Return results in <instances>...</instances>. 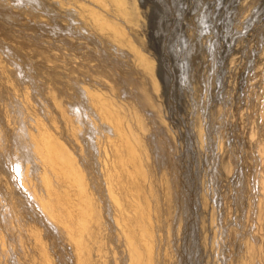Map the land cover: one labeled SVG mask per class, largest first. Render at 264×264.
Masks as SVG:
<instances>
[{"label":"bare ground","instance_id":"obj_1","mask_svg":"<svg viewBox=\"0 0 264 264\" xmlns=\"http://www.w3.org/2000/svg\"><path fill=\"white\" fill-rule=\"evenodd\" d=\"M15 1L0 0V3L8 7L14 6ZM120 1L22 0L19 5L25 2L28 7L21 12L17 8L20 12L17 14L20 19L32 14L37 18L41 14H31L30 9L41 7L44 12L45 7L49 13L54 12V17L59 10L70 16L69 23L73 26L70 28L77 29L81 37L98 47L97 52L114 53L134 78L142 79L137 95H142L153 107L146 88L157 89L153 63L138 49L135 38L131 39L120 26L118 20L122 17L118 7L123 0ZM7 10L10 14L11 9ZM43 18L41 22H45ZM54 37L57 43L58 36ZM9 38L7 42L0 39V161L8 160L4 166L3 162L0 165V264H8L9 254L18 264L21 259L25 264H55L54 257L62 264H157L154 245L159 244V230L166 234L165 216H169L175 204L174 179L169 180L167 173L152 172L146 145L143 146L147 134L137 112L120 101L118 87L107 81V74L100 67L88 65L87 58L73 52L63 54L60 49L63 57L58 51L63 46L58 44L55 47L48 44L42 51L23 42L21 37ZM86 47L81 49L84 53L90 46ZM56 70L59 74L55 77ZM247 107L243 109L245 130L258 145L254 151L259 164L254 180L258 181V188L249 191L255 214L250 215L252 219L244 224L246 230L242 233H239L243 223L240 222L239 229L231 228L226 235L231 241L237 239L242 249L243 245L246 249L240 262L237 258V264H264V145H261L264 110L258 118L251 106ZM220 145L221 150H226V144ZM224 155L222 170L227 173L231 165L226 159L230 155ZM43 226L47 229L43 230ZM222 229L215 234L216 238L212 236L218 246L219 238L225 235H221ZM248 231L253 240L246 235ZM8 235L12 236L11 242ZM161 240L167 242L166 238Z\"/></svg>","mask_w":264,"mask_h":264},{"label":"rangeland","instance_id":"obj_2","mask_svg":"<svg viewBox=\"0 0 264 264\" xmlns=\"http://www.w3.org/2000/svg\"><path fill=\"white\" fill-rule=\"evenodd\" d=\"M15 2L19 5L22 0ZM23 3L19 5L20 7L13 4L14 6H8L9 8L0 3L2 12L0 39L4 38L3 40L7 42L10 36H15L16 39L21 37L20 40L36 45L42 51L48 44L53 47L58 44V47L63 46L56 47L63 57L64 52L66 54L73 52L77 56L87 58L88 65L92 64L105 71L107 81L120 90V101L134 109L144 125L147 134L144 143H147L143 146L146 145L151 168L155 167L154 170L152 168V172L167 173L165 176L169 180L174 179L173 203L176 205L171 208L169 216L166 215L172 218L165 216L168 220L165 222L170 227L165 223L166 234L162 233V229L158 231V234L161 233L165 237L157 235L159 244L154 245L157 264H237L238 260L240 262L245 256L246 249L243 245L245 250L243 251L240 242L237 239L231 241L226 233L231 228L235 229L234 227L239 229L240 222H243L239 229V233H242L247 222L250 223L251 217L255 214L252 205L254 199L249 191L258 188V181H254L259 167L254 155L258 145L245 130L243 109L251 106L254 116L258 118L264 110V0H123L122 5L118 7L122 17L118 22L131 39L132 36L135 38L138 49L143 50L142 52L153 63L157 89L154 91L150 90L149 86L146 87L151 94L153 107L139 95L138 89H141L142 79L137 76L134 78L127 65L125 70L126 67L121 61L118 62L119 58L114 53L102 50L97 52L98 47H94L87 39L81 37V32L77 29L72 30L70 16L67 14L65 16V13L59 10L54 17V12L49 13L50 10L45 7L44 12L38 7V10L36 9L38 13L34 7H30L29 9L33 10L31 14L37 16L41 14V18L39 16L34 18L32 14L20 19L18 14L28 7H25V2ZM89 7L93 6L90 4ZM7 9H11L10 14L6 12ZM10 15L15 19L14 17L11 19ZM46 15L49 16V21L45 19ZM5 17L8 20H5ZM65 17L67 18L64 19ZM42 18L45 19L43 23ZM9 23L13 25L10 26ZM31 33L33 36L37 33L44 37L41 38L39 35L33 37ZM63 35L67 38H63ZM49 36L54 39V36H58L57 43L56 39ZM85 46L90 47L88 52L84 53L81 49ZM53 73L55 77L59 74L57 70ZM220 139L224 145L226 144V150H230L228 153L225 149H220L219 145L222 143ZM261 145L262 147L264 145L262 139ZM149 149L152 154L148 153ZM224 154L230 155L229 159L228 156L226 159L231 165L227 173L222 170L224 169L222 161L226 158ZM150 156H153L156 164L152 162ZM7 161V159L5 163L0 161V165L3 162L4 166ZM223 173L228 176H224ZM42 228L47 229L44 226ZM49 228L51 227L48 226ZM167 229H170V232ZM221 229L223 231L221 235H225H220L222 238L219 236V249L212 236L218 235L217 232H221ZM249 232H246V235L253 240ZM43 234L46 235L45 232ZM163 238H166L167 242L162 241ZM8 239L11 242L12 236L8 235ZM159 247L161 251H158ZM163 248L167 249V253L171 250V253L167 254ZM9 256L8 264H18L14 262L12 254ZM53 259L56 261L55 264H62L55 257ZM20 264H25V261L21 259Z\"/></svg>","mask_w":264,"mask_h":264}]
</instances>
